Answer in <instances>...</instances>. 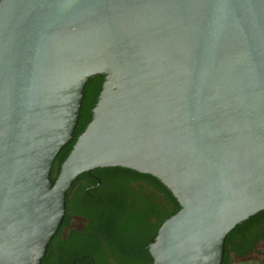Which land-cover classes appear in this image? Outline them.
Here are the masks:
<instances>
[{
  "label": "water",
  "instance_id": "water-1",
  "mask_svg": "<svg viewBox=\"0 0 264 264\" xmlns=\"http://www.w3.org/2000/svg\"><path fill=\"white\" fill-rule=\"evenodd\" d=\"M104 166L178 201L153 264H222L264 210V0H0V264H41L73 180Z\"/></svg>",
  "mask_w": 264,
  "mask_h": 264
},
{
  "label": "trees",
  "instance_id": "trees-1",
  "mask_svg": "<svg viewBox=\"0 0 264 264\" xmlns=\"http://www.w3.org/2000/svg\"><path fill=\"white\" fill-rule=\"evenodd\" d=\"M103 80L104 75L88 78L73 139L57 154L51 170L53 179L57 177L60 165L77 136L89 122ZM122 169L133 175L126 172L117 174L111 180L112 185L119 182H143L145 189L148 187L146 193H134L119 183L123 186H118L119 193L114 190L116 195H120L118 197L109 194V197L101 200H79L77 195L71 201L66 200L63 222L52 237L41 264H153L148 242L155 237L161 223L175 213L180 205L158 178L130 168ZM80 175L82 173L78 176ZM72 215L83 216L88 221L83 222L82 227H79L81 229H71L60 251L55 253L53 247L57 237ZM148 217L149 228L144 226ZM262 242L264 210L238 224L227 234L222 264H231L233 256L243 257L250 254Z\"/></svg>",
  "mask_w": 264,
  "mask_h": 264
},
{
  "label": "flooded vegetation",
  "instance_id": "flooded-vegetation-1",
  "mask_svg": "<svg viewBox=\"0 0 264 264\" xmlns=\"http://www.w3.org/2000/svg\"><path fill=\"white\" fill-rule=\"evenodd\" d=\"M122 168L121 166H104V167H94L89 171L82 172V175L78 176V178L76 177L73 180L71 186L68 188L66 192V200L71 201L74 198H76L77 195L79 200L85 198L101 200L103 198H106L109 194H113L116 197H118L120 195H116V193H114V190H117L118 192L117 189L118 186L123 187L119 183L124 184L128 189H130L134 193L137 192L140 193L141 195L146 193L147 191L146 189H148V187H146L145 189V185H143V182H119L112 185L113 182H111V180L117 174L126 172L129 175H133V173H131L130 171H125V169ZM74 219H80L81 220L80 224L76 226L71 225V222H73ZM85 221L87 222L88 220L83 216L72 215L70 217L69 223L66 226H64L61 232L59 233L57 237V241L53 247V251L55 253H58L62 247L63 242L68 237L71 229L73 228L81 229L79 227H82L83 222ZM144 226L147 228L150 227V217L146 219V223L144 224Z\"/></svg>",
  "mask_w": 264,
  "mask_h": 264
},
{
  "label": "rangeland",
  "instance_id": "rangeland-1",
  "mask_svg": "<svg viewBox=\"0 0 264 264\" xmlns=\"http://www.w3.org/2000/svg\"><path fill=\"white\" fill-rule=\"evenodd\" d=\"M231 264H264V242L260 243L253 252L246 256H233Z\"/></svg>",
  "mask_w": 264,
  "mask_h": 264
}]
</instances>
